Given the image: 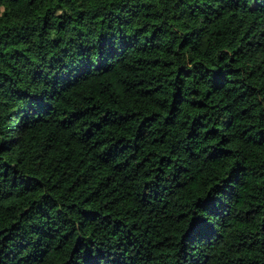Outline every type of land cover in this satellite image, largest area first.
<instances>
[{
  "label": "trees",
  "instance_id": "trees-1",
  "mask_svg": "<svg viewBox=\"0 0 264 264\" xmlns=\"http://www.w3.org/2000/svg\"><path fill=\"white\" fill-rule=\"evenodd\" d=\"M0 264H264V0H0Z\"/></svg>",
  "mask_w": 264,
  "mask_h": 264
}]
</instances>
